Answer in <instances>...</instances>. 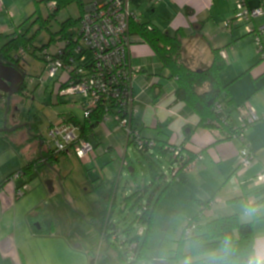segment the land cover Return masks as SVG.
Masks as SVG:
<instances>
[{
    "label": "crops",
    "instance_id": "1",
    "mask_svg": "<svg viewBox=\"0 0 264 264\" xmlns=\"http://www.w3.org/2000/svg\"><path fill=\"white\" fill-rule=\"evenodd\" d=\"M83 1L84 12L97 0ZM248 4L253 8L259 5L264 7L263 0H248ZM11 5V0H0L1 17L7 12L6 19L11 20L13 16L10 12ZM233 7L232 0H162L152 9L148 6L147 10L151 14H161L159 19L163 20L164 25L160 26L164 31L173 35L176 31L185 33L182 54L190 68L198 70L209 67L214 57V50H225L226 68L222 70L219 78L222 84L229 85L228 100L232 101L231 108L235 109L236 106L249 102L258 115H264V60L255 52L253 41L250 37H246V32L235 26L224 29V23L232 18ZM152 23L154 24V21ZM9 24L7 20L1 23V35L11 33ZM255 24H264V15L256 20ZM138 39L139 44L146 45L140 38ZM152 52L145 50L143 46L136 48L131 46L130 49L131 66H140L145 70L133 79L132 89L137 110L134 125L146 138H154L157 141L168 140L170 145L182 144L185 160L190 155H193L195 160L202 156V160L193 161L191 170L179 173L175 182L180 181L179 185L186 193L181 199L190 209L187 221L201 211L204 215L208 213L207 218L210 217L211 220L217 219L222 214L218 212L220 210L226 214L220 215L223 217L238 215L240 221L252 223L254 226L253 263H264V182L256 179L264 171V121L256 123L245 133L244 142L224 140L219 137L218 132L198 127V117L187 112L184 104L175 103L177 82L169 78L168 70L161 69L159 58L153 50ZM90 56L91 54L87 55L88 58ZM53 82V79H45L36 93L45 94L50 87L48 85H51L49 98L53 104L61 103L67 99V96H62L60 92L56 93L52 86ZM77 102L78 99L74 103ZM79 103L80 101L69 105V111L60 113L54 121L55 124L63 120L78 125L74 121L77 117L73 110H81ZM233 113L235 116L236 112ZM116 127L114 122L106 126L93 124L88 140L95 146L99 162H104L105 156L101 155L103 149L108 155H118L121 160V171L127 166L126 168L131 172L133 166H130L132 161L127 154L129 148L127 137L123 130L116 133ZM3 136L10 147L5 146L0 152V169L9 166L19 152L34 149L31 147L32 143H28L29 138L13 136L12 132ZM35 137L38 139L37 135ZM245 145L254 154V161L249 167L244 168L239 165L238 159ZM122 153L125 154L124 157ZM111 159L113 162V158ZM33 160L30 159L20 167L17 163L18 168L12 173ZM111 161L109 165L114 166L113 163L110 164ZM8 176L3 180L4 182ZM21 182H6L2 188L0 187V228L4 219L8 221L9 228L10 223L14 221L17 227L21 211L19 216L21 232L5 236L0 234V264H93L91 251L82 246L72 245L65 239L63 233L51 231L49 234L44 232L37 234L30 230L25 219L28 212L26 209L24 211V204L16 202L14 195L15 186L20 185ZM204 202H210L205 209L201 205ZM216 207L220 208L216 209Z\"/></svg>",
    "mask_w": 264,
    "mask_h": 264
},
{
    "label": "rangeland",
    "instance_id": "2",
    "mask_svg": "<svg viewBox=\"0 0 264 264\" xmlns=\"http://www.w3.org/2000/svg\"><path fill=\"white\" fill-rule=\"evenodd\" d=\"M11 1L10 12L14 17L11 15V20H8L7 12L4 13V17L0 14V25L7 20L11 26V33L7 38H12L20 31L23 36L31 40L33 48L19 61L27 75L25 81L27 88L22 94L12 98L11 113L7 121L8 125L17 123L15 126H21L22 124L21 128L15 132L12 131L13 136L28 139L37 135L38 139L35 138L31 142V147L34 148L32 151L19 152L9 166L0 169V183L18 168L17 163L20 167L30 159L35 160L38 157L41 152L40 140L43 142V152H47L46 141L49 139L47 134L49 128L55 124L54 121L60 113L69 111V105L77 104L81 100L73 96L64 98L65 100L61 103L53 104L49 98L52 91L51 85H48L50 87L45 94L36 93L45 81L39 79L44 73L46 64L43 61L44 52L40 50L45 48L49 54H54L58 48L65 46V42L59 41L57 32L64 21L76 20L81 16L79 2L75 0L70 5L55 11L56 9H51L44 0ZM236 1L232 0L234 7L231 17L236 14ZM148 6H150L149 2L137 8L139 19L144 22L154 21V24L160 28L164 25L163 20L159 19L161 14H151L147 10ZM40 14L46 20L41 24L38 22ZM234 26L247 32L245 26H240L237 22H234ZM246 37H250L253 41L252 35ZM53 38L58 41H53ZM131 43L132 48L143 46L145 50L152 52L147 45L139 44L138 38L133 37ZM253 47L256 52L255 41H253ZM77 99L78 102L74 103ZM73 111L80 126L84 125L82 111L78 109ZM5 113V107L0 103V129L5 127ZM240 115L241 113L236 111L235 119H240ZM32 123L36 127L30 133L31 126L28 125ZM119 130L116 127V133ZM5 146L9 148L10 144L0 133V152L5 149ZM127 151L129 160L132 161L128 160V162L130 166H133L131 172L126 168L127 166L121 171V160L118 155H108L103 149L101 155L105 157L102 163L98 161L99 158L94 163L88 164L76 156L71 158L62 156L52 167L40 165L38 172L25 178L30 190L16 202L24 204V211L26 209L27 212L42 216L45 234L51 231L63 233L65 239L72 245L82 246L91 251L93 264H183L206 257L192 256L189 242L181 243L182 229L186 225L190 209L181 199V196H185L186 193L179 185L180 181L175 183L178 178L172 176L168 170L169 167L177 170L178 164L174 163L170 166L168 162L170 155L166 158H160L158 155L149 157L150 155L135 150L132 145ZM124 156L125 154L122 153V157ZM110 161V164L113 163L114 166L109 165ZM151 161L160 165L166 176L162 180L155 181L154 185H152L154 180L150 174ZM146 186H150L151 189L140 193L139 189L145 190ZM164 187H167L166 192L157 203L152 221L148 223L143 219L147 209L145 204L153 193L156 195ZM141 201L144 207L138 204L142 203ZM155 204L156 200L152 202V205ZM218 212L222 213L220 215H226L221 210ZM220 215L219 217H223ZM19 216L17 227L14 221L10 223L9 228L8 221L4 219L0 228L2 236L21 232ZM208 216V213L202 214L197 223L195 222L197 224L195 227H198L194 230L196 233L205 231L207 221L211 220L210 217L207 218Z\"/></svg>",
    "mask_w": 264,
    "mask_h": 264
},
{
    "label": "trees",
    "instance_id": "3",
    "mask_svg": "<svg viewBox=\"0 0 264 264\" xmlns=\"http://www.w3.org/2000/svg\"><path fill=\"white\" fill-rule=\"evenodd\" d=\"M44 2L50 5L51 9L53 8L56 9L55 11H58L64 8L65 6L70 5L72 2H75V0H44ZM78 2L81 8V16L76 20L68 19L61 24L62 27L57 32V35H59V41L65 42V46L63 48H58V51H56L54 54H49L52 57L59 58V50L64 51V53L68 51L72 52L73 50L74 41L77 39L76 37L78 36L81 28L80 20L82 15L84 14L82 11V3L84 1ZM147 2L150 3V0H132V7L134 10H137V8L141 4ZM149 7V9L154 8V6H152L151 4ZM44 21L46 22V20L40 14V17H38V22H40L41 24ZM130 34L132 37L140 38L143 43L150 46L154 51L156 57L159 58L161 69L168 70L169 78L176 80L177 88L175 90L174 96L175 103L178 102L184 104L187 112H190L191 114H194L198 117V127H204L211 131L214 130L219 133L220 138L224 140H232L229 137V134L231 133L233 127L237 124V119H235L233 111H238L239 108L244 104L236 106L235 109L231 108L232 101L228 100L230 97V92L228 90L229 85L222 84L221 79L219 78V75L222 70L226 68L225 58H223V56L220 54L222 49L214 50V57L209 67L194 70L190 68L187 63H185L182 56V42L185 38V33H183L182 31H176V33L173 35L167 31H164L161 27L159 28L152 22L140 21L139 23L136 22L131 24ZM248 35L249 34H247V36ZM7 37L8 35L4 36L0 34V43H2V45L0 46V57L3 58L5 62L11 61L12 63L17 64L19 66V61L22 58L18 56V50L27 49L31 47V52L33 48L32 42L26 36H23L20 31L13 35L12 38ZM67 40L69 41L67 42ZM53 41L56 42L58 40L56 38H53ZM43 50H45V48L40 51L42 52ZM35 54L36 53H34V55ZM258 54L264 60V56H262L260 53ZM45 57L43 58L44 62L46 61ZM141 70L142 71L140 73L145 71L143 67ZM53 80L54 84L52 86H54L53 88L55 89L56 93H58L62 89H65L68 86L69 79L68 76H66L65 74L60 73ZM23 87L27 88L26 83L23 84ZM5 97L6 96L4 95L3 99L0 100V103L3 104L4 107H6ZM10 110L9 114L11 113ZM100 117L101 113L98 112L95 115V118L93 119V124H100ZM74 121H76L80 126L79 121H77V118H75ZM6 124L7 127L10 128L14 127L17 123L8 125L7 121ZM255 124L256 123H254V125ZM28 126H31L30 133L33 131V128L36 127L34 123ZM80 128L83 132V135L88 137V134L92 132L93 125H91L88 121H85V124L81 125ZM134 128L135 130L139 131L135 125ZM139 133L142 136L140 131ZM2 134L6 135L8 133L3 132ZM142 137L146 138L144 136ZM35 138V136L29 138L28 143L34 141ZM152 140H155L157 142V145L153 149H145L141 151L138 150L135 144L132 142H128V145L129 147L130 145H132L133 148L140 153L150 155L149 157L158 155L160 158H166V156L170 155V158L168 159L170 166L174 163H177L178 169L175 170L174 167L168 166V170L171 175L176 178L179 177V173L188 171L186 170L187 166L190 164L191 161L195 160V157L193 155H190V157H188V159H186L184 162L175 159V150H177L178 147L183 149L182 144L170 145L168 144V140L159 139L157 141L154 138ZM39 144V146H41L42 151L41 155H38L35 160L26 164L25 166H23V168L17 170L16 172L12 173L5 180L6 182L13 181V183L21 181L23 182H21L20 185L15 186L14 195L16 200L20 197L25 196V193L28 192L27 189L22 192V195L17 194L18 190L22 189L24 185H28L27 181H24L26 177H29L34 172L38 171L37 169L40 165H49L50 167H52L53 164L59 162L60 158H54L51 151L47 150L46 153L43 152L44 146L41 140ZM246 147L248 148V146ZM249 150L251 149L249 148ZM182 151L183 150H181V152ZM183 153L184 152L180 154V157L183 155ZM149 165L150 174L154 180L152 185L155 184V181L162 180L164 177H166L162 168L160 167V165H157L156 162L151 161ZM18 172H22L23 177H21L20 179H14L13 176ZM6 182L3 181L0 187L2 188ZM149 187L150 186H146L144 188L145 190L139 189V192H147L149 189H151ZM166 189L167 187L162 188L156 195L153 193V195L150 196L148 203L145 204L147 209L145 210L146 216L143 219H145L146 222L150 223L152 221L155 215L154 212L157 203L160 201V199L166 192ZM155 200L156 204L152 205V202ZM141 202L142 203L138 204H140V207H144L143 201ZM209 204L210 202L201 203L203 209H205V207ZM202 214L203 211H201L195 217L189 219L186 222L187 224L182 229L181 243L185 241L189 242L190 254L192 256L203 255L206 257L195 260L194 262H187L183 264H249V262H251V264H254L252 261V255L254 253L255 245L254 226L252 223H243L239 220V216L236 214L229 215L226 217H217V219L208 221L205 226V231H203L202 233H196L194 231L196 230V226L191 232L190 236L185 238V236L183 235L185 229L192 226L193 223L197 222V220L201 217ZM25 219L32 232L38 234L39 232L41 233L44 231L45 223L43 222L42 216H40L38 213L34 214L32 212H28L26 214ZM38 226L40 227V229H38Z\"/></svg>",
    "mask_w": 264,
    "mask_h": 264
},
{
    "label": "built area",
    "instance_id": "4",
    "mask_svg": "<svg viewBox=\"0 0 264 264\" xmlns=\"http://www.w3.org/2000/svg\"><path fill=\"white\" fill-rule=\"evenodd\" d=\"M83 2V0H78ZM162 0H150L152 6L159 5ZM55 5V4H53ZM235 16L224 23L226 29L232 28L234 22L245 26L247 34L252 35L255 41L256 52L264 56V24L256 25V20L264 15L262 5L251 7L248 0H237L235 3ZM80 20V31L74 41L72 52L59 50V58L46 56V66L40 80L55 79L60 73L68 76V86L60 90L62 96H75L81 98L79 109L83 118L93 125L95 115L100 112V125L106 126L114 122L127 136V142L135 144L138 150L153 149L157 142L143 138L134 128L136 114L135 97L133 94V79L142 71V67H132L130 62V49L132 36L130 27L132 23H139L138 11L133 9L132 0H99L89 7ZM253 23V24H252ZM30 48L19 49L18 56L23 58L30 52ZM91 54L90 58L87 57ZM227 58L225 50L220 53ZM17 56V57H18ZM241 113L229 137L232 140L244 142L246 130L264 121V115H258L249 102L237 111ZM49 139L46 141L48 150L56 159L66 156H76L82 162L92 164L97 159L96 149L83 135L80 126L71 122L59 120L47 132ZM183 150H175V159L184 162L180 157ZM202 160L199 156L194 161ZM239 165L249 167L254 161V154L243 146L239 153ZM193 161L186 170H191ZM22 172L16 173L13 178L20 179ZM264 182V171L258 177ZM28 189V185L18 190L17 194ZM195 228V223L184 231L185 238L189 237Z\"/></svg>",
    "mask_w": 264,
    "mask_h": 264
},
{
    "label": "water",
    "instance_id": "5",
    "mask_svg": "<svg viewBox=\"0 0 264 264\" xmlns=\"http://www.w3.org/2000/svg\"><path fill=\"white\" fill-rule=\"evenodd\" d=\"M27 75L21 70V68L17 65L12 63L11 61H4L3 58L0 57V100L3 99L4 95L6 97V107H5V118L4 124L5 127L0 129V133L6 132L10 133L12 131L21 128V126L15 127H7V117L9 114V110L11 107L12 97L17 95L22 90V86L25 83ZM30 128V127H29ZM42 144V143H41Z\"/></svg>",
    "mask_w": 264,
    "mask_h": 264
},
{
    "label": "flooded vegetation",
    "instance_id": "6",
    "mask_svg": "<svg viewBox=\"0 0 264 264\" xmlns=\"http://www.w3.org/2000/svg\"><path fill=\"white\" fill-rule=\"evenodd\" d=\"M19 67L21 68V70L24 72V70H23V68L21 67V65H19ZM25 73V72H24ZM26 81V80H25ZM23 87V86H22ZM26 88H22V90H21V93H23L24 92V90H25ZM6 97H7V95H5ZM6 97H5V99H6Z\"/></svg>",
    "mask_w": 264,
    "mask_h": 264
},
{
    "label": "clouds",
    "instance_id": "7",
    "mask_svg": "<svg viewBox=\"0 0 264 264\" xmlns=\"http://www.w3.org/2000/svg\"><path fill=\"white\" fill-rule=\"evenodd\" d=\"M249 211H255V209H249Z\"/></svg>",
    "mask_w": 264,
    "mask_h": 264
}]
</instances>
